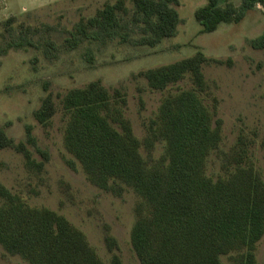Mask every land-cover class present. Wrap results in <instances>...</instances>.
Returning <instances> with one entry per match:
<instances>
[{"label": "trees", "instance_id": "1", "mask_svg": "<svg viewBox=\"0 0 264 264\" xmlns=\"http://www.w3.org/2000/svg\"><path fill=\"white\" fill-rule=\"evenodd\" d=\"M132 5L131 11L126 0H117L93 17L82 18L66 40L67 47L118 41L154 48L175 37L180 16L173 5H179V0H132ZM257 6L264 9V0H241L239 7L231 0H208L195 12V19L202 33H213L223 24L240 23ZM250 45L264 50V31ZM15 46L34 47L29 41ZM51 50L46 55H53ZM210 61L223 64L198 52L139 73L157 92H167L187 78L194 85L193 90L170 92L163 98L143 142L125 117L127 100L121 89L110 91L95 81L62 97V109L69 117L66 149L89 182L117 198L130 189L141 199L131 232L141 264H223V256H230L232 264H257L256 247L264 237L261 173L248 161L242 145L237 146L234 162L222 166L223 176L213 179L207 172L209 158L223 139L218 101L213 100L210 111L200 97L209 89L203 67ZM56 110L49 94L34 117L47 127ZM159 144L163 152L152 158ZM36 145L30 126L25 142H16L0 129V150H15L24 156L29 170L42 172L48 156L41 152L45 161L37 162L28 148ZM143 146L147 158L141 152ZM261 146L264 150V139ZM0 198V245L8 253L29 264H104L86 235L64 216L28 207L1 184ZM105 244L113 253L110 264H124L114 253L119 248L115 238L106 235Z\"/></svg>", "mask_w": 264, "mask_h": 264}, {"label": "rangeland", "instance_id": "2", "mask_svg": "<svg viewBox=\"0 0 264 264\" xmlns=\"http://www.w3.org/2000/svg\"><path fill=\"white\" fill-rule=\"evenodd\" d=\"M116 1L0 0V129L16 142H25L30 126L37 145L28 148L35 160L45 161L41 152L48 156L44 170L38 172L26 167L22 154L13 149L0 150V184L28 207L46 208L64 216L86 235L104 264H110L113 255L105 244L106 235L117 241L119 248L114 253L124 264H141L131 243L136 206L141 199L130 189L117 198L89 182L66 149L69 117L62 109V97L70 89L84 88L95 81L110 91L121 89L127 100L125 117L143 142L163 98L170 92L193 90L194 85L187 78L167 92H157L138 77L139 73L201 52L209 60L223 62L219 65L210 61L203 67L209 89L200 97L210 111L213 100L218 101L217 113L223 121L222 143L210 156L207 172L213 179L223 176L222 166L234 162L237 146L242 145L248 161L264 179V50L250 45L264 31V9L257 6L240 23L223 24L213 33H202L195 12L208 0H179V5H173L180 16L177 34L157 47L118 41L67 47L66 40L82 18L93 17L105 4ZM231 1L236 7L241 5V0ZM126 4L132 11V0H126ZM25 41L34 47L15 46ZM49 43L56 50H51ZM47 50L53 55H46ZM49 94L57 110L50 125L43 127L34 113ZM141 152L147 158L144 146ZM162 152L163 145L159 144L152 158H159ZM256 258L257 264H264V237L256 247ZM222 262L232 264L230 256H223ZM0 264L29 263L0 245Z\"/></svg>", "mask_w": 264, "mask_h": 264}]
</instances>
